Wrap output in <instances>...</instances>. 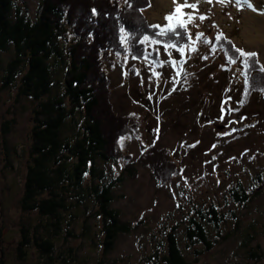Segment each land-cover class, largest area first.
I'll use <instances>...</instances> for the list:
<instances>
[{
  "label": "rangeland",
  "instance_id": "rangeland-1",
  "mask_svg": "<svg viewBox=\"0 0 264 264\" xmlns=\"http://www.w3.org/2000/svg\"><path fill=\"white\" fill-rule=\"evenodd\" d=\"M15 1L31 15L38 4ZM148 1L141 13L149 25L167 23L173 0ZM187 2L197 5V19L186 25L187 45L143 38L159 58L133 60L124 53L103 59L114 123L135 127L131 134H108L117 150L111 173L125 176L114 187L111 207L130 231L119 234L105 252L100 217H89L90 205L84 214L81 207L70 206L73 213H63L62 231L55 238L69 264H168L173 233L188 264H264V89L247 90L244 71L250 61L245 67L236 51L256 53L264 68V0H250L251 6L244 0ZM201 15L207 18L201 21ZM223 41L231 43V51ZM12 57V50L0 54V264H37L42 257L35 247L29 246L24 258L17 248L21 227L32 229L40 219L21 205L36 104L18 93L15 83L4 87V68ZM160 160L175 164L176 172L158 179ZM236 188L245 200L234 195L241 197ZM212 206L223 220L218 231L208 225L213 244L206 248L187 237V224L196 210ZM59 258L54 264H63Z\"/></svg>",
  "mask_w": 264,
  "mask_h": 264
},
{
  "label": "trees",
  "instance_id": "trees-1",
  "mask_svg": "<svg viewBox=\"0 0 264 264\" xmlns=\"http://www.w3.org/2000/svg\"><path fill=\"white\" fill-rule=\"evenodd\" d=\"M148 4V0H38L31 15L15 0H0V54L13 51L4 68V87L15 83L18 93L36 104L21 205L40 219L32 229L21 227L17 248L22 258L33 246L42 257L37 264H54L57 256L69 264L57 251L55 238L62 231L63 213H73V205L81 207L82 214L90 205L93 212L89 217H100L105 252L113 248L119 234L130 231L129 224L111 207L114 187L125 176L111 173L117 150L114 142L110 146L108 134H131L135 127L114 123L117 116L108 108L110 78L103 59L124 53L133 60L143 55L159 58L155 49L146 48L144 37L181 47L190 36L185 27L159 33L161 26H150L141 13ZM223 42L231 51V43ZM249 61V71H244L247 90L264 89V68L256 56ZM158 164L163 170L156 175L158 179L177 170L172 163L160 160ZM133 170L131 165L126 171ZM236 191L241 197L233 194L245 200L244 193ZM68 197L75 203H67ZM222 220L214 206L196 210L189 216L187 237L210 248L213 241L208 225L218 231ZM83 221L88 230V220ZM66 230L72 234L71 229ZM165 260L188 264L175 233L168 237Z\"/></svg>",
  "mask_w": 264,
  "mask_h": 264
},
{
  "label": "snow or ice",
  "instance_id": "snow-or-ice-1",
  "mask_svg": "<svg viewBox=\"0 0 264 264\" xmlns=\"http://www.w3.org/2000/svg\"><path fill=\"white\" fill-rule=\"evenodd\" d=\"M208 2L210 3L211 0H208ZM221 3H224L225 0H220ZM173 3L175 5L173 12L169 13L166 17L165 20L168 22L167 24V28L166 29H161V34H163L165 31H175V27L179 26V27H186V25L188 23H193L196 19V11H197V5L196 4H188L187 0H184V3L181 4L179 2V0H173ZM245 4H248V6H251L250 4V0H244ZM185 8H191L193 11L186 13L184 11ZM207 17L201 15L198 17L199 20L203 21L204 19H206ZM154 27H160V26H154ZM203 37V34H199V36L197 37V39H200ZM145 40L148 39V37H144ZM217 39H219V37H217ZM165 47H168L167 45ZM192 51H196V49L193 47ZM239 53L240 57H244V66L247 67L248 63H249V59L252 57L256 56V53H247L244 52L241 49H237L236 50ZM181 52L183 53V50H181ZM206 58V57H205ZM232 62H235V60H233ZM172 66L176 67V62L172 61ZM179 71L177 72V75H179ZM153 75L159 76L158 73L153 72Z\"/></svg>",
  "mask_w": 264,
  "mask_h": 264
}]
</instances>
